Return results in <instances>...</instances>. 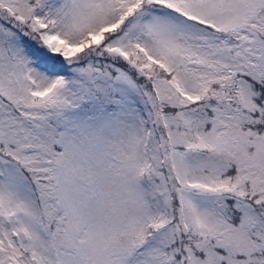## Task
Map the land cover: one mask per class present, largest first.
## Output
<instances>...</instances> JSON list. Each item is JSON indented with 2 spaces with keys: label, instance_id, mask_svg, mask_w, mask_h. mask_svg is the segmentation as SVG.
<instances>
[{
  "label": "snow or ice",
  "instance_id": "obj_1",
  "mask_svg": "<svg viewBox=\"0 0 264 264\" xmlns=\"http://www.w3.org/2000/svg\"><path fill=\"white\" fill-rule=\"evenodd\" d=\"M0 264H264V0H0Z\"/></svg>",
  "mask_w": 264,
  "mask_h": 264
}]
</instances>
